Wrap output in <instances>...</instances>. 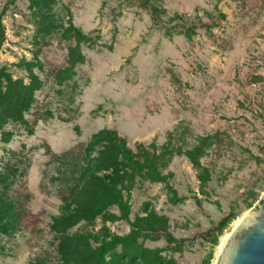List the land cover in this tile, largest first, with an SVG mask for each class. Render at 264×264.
Listing matches in <instances>:
<instances>
[{"label": "rangeland", "instance_id": "obj_1", "mask_svg": "<svg viewBox=\"0 0 264 264\" xmlns=\"http://www.w3.org/2000/svg\"><path fill=\"white\" fill-rule=\"evenodd\" d=\"M161 3L165 23L185 15L197 34L168 37L132 0H57L50 11L32 0H0L6 27L0 67L29 83L31 64L42 82L26 121L5 128L11 141L3 142L0 132V170L14 154L25 170L12 190L24 210L0 233V264H62L60 237L52 228L62 205L59 182L51 181L57 173L49 169L43 182L49 152L85 145L103 129L117 130L134 150L139 144L163 147L168 133L173 145L183 143L185 153L164 170L182 200L167 184L146 178H138L131 200L132 220L165 218L171 232L185 239L180 252L165 240L142 242L163 249L168 264H215L236 220L261 200L264 0ZM69 18L88 36L82 44L66 31ZM202 24L213 27L208 31ZM77 49L85 62L73 66ZM190 151L199 156L200 169ZM202 175L209 178L205 184ZM111 213L120 214L116 208ZM230 213L228 226L214 232ZM130 230L125 220L99 217L68 234L96 244L109 233Z\"/></svg>", "mask_w": 264, "mask_h": 264}, {"label": "trees", "instance_id": "obj_2", "mask_svg": "<svg viewBox=\"0 0 264 264\" xmlns=\"http://www.w3.org/2000/svg\"><path fill=\"white\" fill-rule=\"evenodd\" d=\"M57 0H32L33 6L39 10L50 11ZM162 0H132V4L150 12L153 24L163 28L168 37L174 34L185 35L192 39L197 34L198 26L189 22L187 16L174 14L168 24L164 21L166 9ZM4 13L0 14V53L6 41V27L3 23ZM224 19L226 16L221 14ZM170 25V26H169ZM215 25V24H213ZM208 31L213 26L202 24ZM67 33L79 44L88 36L69 18ZM91 46L95 42L90 43ZM73 66L84 63L85 58L80 49L73 54ZM28 64L29 83L23 79H15L6 67H0V132L2 141L8 143L12 134L5 132L10 124H22L25 115L30 112L36 101V92L42 82ZM73 70L72 68L70 71ZM30 135L34 129L28 130ZM169 142L163 147L155 143L150 146L139 144L137 150L130 147L126 137L117 130L103 129L93 135L85 145H79L67 152L51 153L47 168L43 172V182L51 169L58 178L53 176L52 182H59L61 197V214L54 219L52 228L60 237L59 254L62 264H168L162 255L163 249H150L143 246L145 240H165L175 252L183 249L185 239L177 238L170 230L167 219H155L152 214L136 216L131 219L132 194L137 186L138 178L150 179L153 182L167 184L176 201V190L170 184L164 170L175 156L185 153L183 143L173 145L174 135L168 133ZM195 168H201L199 156L194 151L188 152ZM16 154L7 160L0 170V233H7L13 217L21 215L24 207L13 196V187L24 176ZM203 184L209 178L201 176ZM43 187L44 184H43ZM198 203H200L198 201ZM116 208L120 214L111 213ZM102 217L106 220H125L131 226L129 233L108 234L96 244L91 243L88 236L69 235L68 231L82 221L94 222ZM234 213L222 218L213 229L222 231L233 220Z\"/></svg>", "mask_w": 264, "mask_h": 264}, {"label": "water", "instance_id": "obj_3", "mask_svg": "<svg viewBox=\"0 0 264 264\" xmlns=\"http://www.w3.org/2000/svg\"><path fill=\"white\" fill-rule=\"evenodd\" d=\"M215 264H264V193L233 230Z\"/></svg>", "mask_w": 264, "mask_h": 264}, {"label": "bare ground", "instance_id": "obj_4", "mask_svg": "<svg viewBox=\"0 0 264 264\" xmlns=\"http://www.w3.org/2000/svg\"><path fill=\"white\" fill-rule=\"evenodd\" d=\"M248 215V212L247 213H243V214H241L240 216H239V218L236 220V222H235V228L246 218V216ZM229 238V237H228ZM228 240V239H227ZM227 240H226V242H227ZM226 244V243H225ZM225 246V245H224ZM224 246H223V248H224ZM223 248H222V250H223ZM221 250V251H222ZM220 251V252H221Z\"/></svg>", "mask_w": 264, "mask_h": 264}]
</instances>
